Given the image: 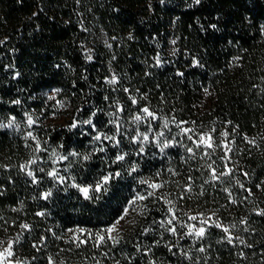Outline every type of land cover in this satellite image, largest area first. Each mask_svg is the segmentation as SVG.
Listing matches in <instances>:
<instances>
[{
	"label": "trees",
	"instance_id": "1",
	"mask_svg": "<svg viewBox=\"0 0 264 264\" xmlns=\"http://www.w3.org/2000/svg\"><path fill=\"white\" fill-rule=\"evenodd\" d=\"M261 25L264 0H0V238L29 226L14 244L25 264H264ZM54 114L66 123H28ZM181 127L210 137L206 154L188 155ZM145 132L148 141H131ZM29 161L64 171L47 200L22 172ZM107 169L127 176L101 197L72 185ZM144 181L160 187L147 196ZM138 191L146 198L129 222L103 234ZM191 217H208L197 239ZM79 229L85 236L69 237Z\"/></svg>",
	"mask_w": 264,
	"mask_h": 264
},
{
	"label": "rangeland",
	"instance_id": "2",
	"mask_svg": "<svg viewBox=\"0 0 264 264\" xmlns=\"http://www.w3.org/2000/svg\"><path fill=\"white\" fill-rule=\"evenodd\" d=\"M48 97L51 98V99H55V98L58 97V94H57L56 91H52V92L48 93ZM61 109L64 111L66 108H61ZM61 109H60V111H61ZM33 121H35V122L32 123V124H29L30 126L37 125V127H38V126H40L42 124L46 125V124H49V123L58 124V125L65 124L66 123V114H63V115H60V116L54 114V115L51 116L50 119H48V120H46L44 122L38 121V119H33ZM32 129H34V128H32ZM185 129H188V131H185ZM30 132L33 133L34 130H31ZM180 133L184 134V135H188V137L192 139V146H190L189 149H191L192 147H195L196 150L194 151L193 149H191V151H189V149H188L187 153H188V155L190 157H191V155L198 154V152H200L199 151L200 149L204 150V154H206L207 147L208 146L211 147V142L212 141H211L210 137L206 136V135L203 136V134H198V133L194 132L193 128H191V127H181ZM205 140H208L209 143L206 144L204 142ZM23 165L25 167L22 168V172H24L30 179H32L34 181V183H38V181H39L38 186H40L41 189L43 190L42 198L44 200H47L52 195V192H51V194L47 198H45V196H44L45 192H47L49 190L53 191L54 189H57V186H56V184H54V182H61L59 179H57V178H55L53 176H50L49 172H51L53 169H55V171L58 174V176L65 177V174L63 173L64 171L60 170L57 167H53L50 171H48V173H46L45 172V168L43 169V168H40L39 166L37 167V170L35 171L34 170V165L35 164L32 161H29V162H27V163H25ZM125 169H128V167L127 168L125 167ZM29 170H31L34 173V176H35L36 179H33V176H29L28 175V171ZM108 172H113L114 173L115 171H112L111 169H107L106 173H108ZM105 174H102V176L105 175ZM128 174L130 175V173H128ZM126 176H127L126 172H124V173L120 172V176L119 177L113 176L111 178V180H110V182L108 184V188H107L106 191H104L102 189L100 192H96L94 190V188H93V189H90V196L92 194H96V195L101 197V195L103 193H106L108 191V189L111 187V185L113 184L114 181L115 182L119 181L121 178L126 177ZM100 178H99V180H100ZM99 180H97V181H99ZM213 181H218V177L214 176ZM149 184H150L149 182L147 184L143 183L142 185H144V186H143V189H141V191L142 192L152 191V189L148 187ZM78 191H79V189H78ZM141 191H138V193L143 195L144 193L142 194ZM81 195L84 197V195L82 193H81ZM139 203H140V199H137L131 204L130 207H129V204H128L127 205V207H129L128 214L124 215L123 216L124 218L120 219L119 223H116V227L111 231V233L106 231L103 234H106V235H108L111 238L115 237L117 235V233H119L121 231V228H123L124 225L127 222H129L130 218L132 217L131 215H132L133 211L135 209H137V207L139 206ZM167 203H168V206L170 208H174V206H176V204L172 205V203L169 202V201ZM179 212H180V210L177 211L178 214H179ZM191 219H192V223L190 225H192L193 228L191 230L189 229L188 231H189V234L191 232V237L192 238L197 239L198 237H201V236L196 235V230H198L201 226H203L205 228V232H206V229H207L206 225L209 223L208 220H207L208 217H207V219H203L201 217L200 222H196V220H195L196 217H194V218L191 217ZM24 225H26V224H19L18 226H16L15 224H12V226H14V229L10 233L7 232L8 233L7 234L8 237L5 238V236H2L0 238V252H4L8 248V245L11 244L12 253H13L10 256L9 255H4L3 257H0V264H9V262H10V264H25V259H23V257L20 254L16 253L15 250H14L15 241L18 238V235L20 233V229H24ZM228 230H229V228H228ZM67 232H68L69 237H73V239H75L76 241H78V239H80L82 236H85V233L83 231H79V230H73V231H70V232L67 231ZM50 264H61V262L56 260V259H54V258H52L51 261H50Z\"/></svg>",
	"mask_w": 264,
	"mask_h": 264
},
{
	"label": "snow or ice",
	"instance_id": "3",
	"mask_svg": "<svg viewBox=\"0 0 264 264\" xmlns=\"http://www.w3.org/2000/svg\"><path fill=\"white\" fill-rule=\"evenodd\" d=\"M195 2L198 4V3H200V0H195ZM216 27H217V25H215V24L212 25V28H216ZM261 31L264 32V25H261ZM88 58L91 59L90 56H89ZM157 63L159 64V63H161V61H160L159 59H157ZM197 63H198V61H197ZM180 74L183 75V73H180ZM16 75H19V73H16ZM113 79H115V77H113ZM205 92H207V89H205ZM105 99H107V97H106ZM13 103H19V101H18V100H17V101H13ZM143 111H144L145 113H148L149 116H154V115H155L154 113L150 112L149 109H148L147 107H145V108L143 109ZM138 119H139V117H138ZM14 120H15V117H13L12 120H10V121L8 122V125H7V126H8V127H12V124H13ZM28 122H29V124H32V123H34L35 121H33L32 117L29 116V117H28ZM84 123H86V124H90L93 128H96V125L93 124L91 120L84 121ZM110 123H114V124H115L116 122H115V121H110ZM0 127H4V125H3V124H0ZM70 127L75 128V127H76V123H73L72 125H70ZM185 131H188V129H185ZM117 132H119V126H118V125H117ZM28 135H29V136H32V133L29 132ZM141 136H143V141H148L149 137H148V134H147L146 132L143 133V134L137 133V135H134V136L131 137V141H137V142H139ZM32 138H33L34 140L36 139V137H34V136H33ZM101 138L106 139V140L112 142L114 146H118V145H120V143H121V139L117 138L116 135L109 136V135H107L106 133H103V132H101V131H97L96 134H95V140H97V141H101ZM204 142H205L206 144L209 143L208 140H205ZM168 143H169L168 141H164V142H163V146H166ZM37 146H39V141H37ZM163 146H161V150H162V151H163ZM103 150H104L103 148H97V149H94V151H103ZM189 151H191V149H189ZM144 152H145V147L143 146V144H141V146L139 147V149H138V151H137L136 154H137V155H140L141 153H144ZM71 155L79 156L80 154H79V153H76L75 151H73V152L71 153ZM127 155H128V154H127L126 152H122V151L117 152V154L115 155V157H114V159H113V163H116V162H118V161H119V162L124 161V160H125V157H126ZM59 159H60V160H65V159H67V157L64 156V155H61V156L59 157ZM89 159H90V156H89L88 154L83 155V160H84V161H88ZM21 167L23 168V167H25V166L22 165ZM138 167H139L138 164L133 163V164L129 167L128 171H129V172H134V171H136V169H137ZM28 175H29V176H33V179H36L35 176H34V173H33L31 170L28 171ZM49 175H50V176H53V177H55V178H57V179H59V180L61 181V183H63V181H64V179H65V177H63V176H58V174L56 173L55 169H53L51 172H49ZM157 175H159V173H157ZM113 176L119 177V176H120V171L117 170V171H115L114 173H113V172H108V173H106L105 175H103V176L100 178L99 181H97V182L95 183L94 186L91 185V184H88V185L77 184V183H75L74 180H73V186L76 187V188H78L79 191L84 195L85 198H91V196H90V189H93V188H94V190H95L96 192H100L102 189H103L104 191H106L107 188H108V184H109V182H110V180H111V178H112ZM144 183H148V182H147V181H144ZM158 187H160V185H159L158 183L154 182V181H153L151 184H149V188H151V189H155V188H158ZM50 194H51V190L45 192V193H44L45 198H47ZM146 195H147V196H151V195H153V193H152L151 191H148V192L146 193ZM145 198H146L145 195H141L140 193H137V194L132 198V200L128 202L129 207L131 206V204H132L135 200H137V199L143 200V199H145ZM129 207H124V208L122 209V212L124 213V215H127V214H128ZM40 214L43 215V213H40ZM123 218H124L123 216H120V217H119V219H123ZM193 218H194V217H193ZM119 219L117 220L116 223H119ZM169 223H170V222H169ZM24 227L27 228V227H29V226L26 224V225H24ZM115 227H116V224H113V225H112L107 231H108L109 233H111V231H112ZM192 228H193V226H192V225H189V229L191 230ZM224 230L227 231V229H224ZM79 231H84V229H79ZM168 231H171V232L175 233L176 229H175V227H172V228H169ZM190 234H191V232H190ZM204 234H205V228H204L203 226H201L198 230H196V235H198V236H203ZM97 235L99 236V234H97ZM109 238H111V237H109ZM99 239H100L101 241H103V240H104V237H103V236H99ZM113 242L115 243L116 241L113 240ZM12 254H13V253H12V246H11V244H9V245H8V248H7L4 252H0V257H3L4 255H9V256H10V255H12ZM9 264H10V262H9Z\"/></svg>",
	"mask_w": 264,
	"mask_h": 264
}]
</instances>
